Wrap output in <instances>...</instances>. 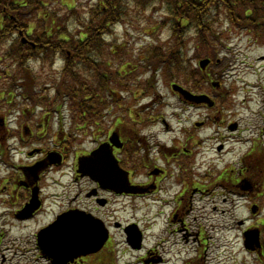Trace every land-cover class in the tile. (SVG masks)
<instances>
[{
    "label": "flooded vegetation",
    "instance_id": "obj_1",
    "mask_svg": "<svg viewBox=\"0 0 264 264\" xmlns=\"http://www.w3.org/2000/svg\"><path fill=\"white\" fill-rule=\"evenodd\" d=\"M111 65L107 61L104 71L92 74L95 80L104 78L109 91L113 76L126 75L112 72ZM208 70L209 67L202 73L213 80ZM138 96L134 93L135 99ZM25 97L31 103L17 111V120H22L17 143L23 150L18 163L7 156L8 120L0 113V169L6 173H0V264H128V252L140 254L136 264H206V257L198 256L193 261L184 249L192 237L200 241L201 231L195 224H200L201 213L209 203L212 212L220 208L217 197L222 208L225 206L223 212L231 216L242 208L249 212L250 217L236 223L244 226V231L261 230L262 253L258 248L251 254L253 264H264V127H250L249 131L239 120L227 121L218 110L224 93L212 96L215 106L211 110H206L205 104L189 103L210 116L190 126L168 125L163 119L139 112H135L138 120L127 117L126 123L127 98L119 97L122 111L112 116V110H106L103 120L94 119L87 127L86 155L92 164L102 162L97 169L90 165L88 174L79 171L80 139L75 130L81 127L64 122L60 95L41 100ZM217 120L227 135L215 138L205 134V130L213 128L208 125ZM154 121L162 124H149ZM171 130L178 132L170 135ZM246 131L252 135L249 137ZM213 139H218L215 149L219 155L234 152L238 158L232 172L222 168L209 180L208 172L201 171L209 164L217 166L206 156L207 142ZM229 139L235 144H228ZM101 175H105L103 184L98 179ZM124 176L137 186V192L125 189ZM142 207L150 208L152 216L137 219L136 211ZM67 212L99 219L109 231L104 245L94 252L69 257L71 249L64 245L65 235L85 224L80 221L58 227L57 237L41 236V230ZM129 212L131 218L126 217ZM253 219L257 220L251 223ZM33 223L38 225L36 231L22 235ZM192 224L195 232L191 231ZM129 229H135L141 237L137 246L128 242ZM149 229H153L156 239L153 247L148 245ZM117 231L123 236L122 249L118 248Z\"/></svg>",
    "mask_w": 264,
    "mask_h": 264
},
{
    "label": "rangeland",
    "instance_id": "obj_2",
    "mask_svg": "<svg viewBox=\"0 0 264 264\" xmlns=\"http://www.w3.org/2000/svg\"><path fill=\"white\" fill-rule=\"evenodd\" d=\"M44 1L48 4L49 10L57 14L58 19L67 15V18H65L67 21L63 27L75 33V29L78 28L79 25L78 22L87 21L90 9L94 6L93 0H77V6L73 0ZM130 3L134 5L133 7L137 8L135 10L132 9L129 17L124 16L123 21H127L126 25L120 23L115 25L111 30H105L106 40L102 42V45H107L103 47L104 49L108 47L109 44L115 45L117 46L115 50L120 52L126 51L127 57L129 58L131 56H137L135 53H137L138 47H141V50L150 49L152 45L157 47H173L176 43L178 44L180 42L179 34H173L174 23L171 19V22L166 20L167 17L170 18L168 12L164 13L163 11H157L161 8V3H164L163 0H158V2L153 5L149 4L145 12H142L141 7L137 6L135 1H131ZM63 5L75 6L74 12L69 11L68 8ZM184 22L185 21H183V23ZM180 23L178 24L180 25L179 30H185L184 25ZM214 27H217L218 32L222 30L225 31L223 34L225 41L224 45H219L216 50L210 52L206 49H202L201 51L198 47L200 40L194 28H190L186 35L188 38L183 41L188 45L186 49H183V57L187 65L192 67L193 63L196 61L193 59L195 56L198 55L204 58L211 55L214 60L211 69L216 73L223 72L221 81L224 85V93L227 95V104L221 109L226 110V119L230 122L239 120L241 126L249 131L251 128H262L264 127V58H262L264 57V43L258 45L251 44L250 36L245 35L244 32L234 31L233 33H228L226 29H229V24L223 17L218 20L217 24L215 23ZM144 29L149 31V34L143 32ZM36 31L37 30H35V32ZM14 47H16V44L13 46L12 40L4 42L0 45V55H7L11 51L13 52ZM134 48L135 51H133ZM139 56H141L143 60L139 62L140 60L136 59L133 66H127V71H132L136 67L143 68V89L138 83L129 82L126 87L128 92L140 93L144 90L143 95L154 94L155 98L158 94L161 95L162 97L158 99L162 100V102L157 101L155 103L159 104L158 109L162 111V114L166 115L168 125L190 126L194 121L200 120V113L196 109L180 102L175 96L171 86V82L176 81L186 88H191V80H188L182 73L179 76V71L177 70L171 71L164 68H160V70L155 69V65L160 61L155 54L147 55L139 52ZM91 57L92 59L95 58L98 61L97 64L102 66L106 60V53L104 55H93ZM217 59H219V62L215 63ZM55 61L57 62V66H60L58 59L55 60L53 56L47 62ZM6 62L7 60H4V62L0 61V93L9 89V82L14 84V79L18 75V70L14 62L11 60L8 61V64H6ZM31 66L33 67L32 72L38 76V91L41 88H45L47 82L53 84L49 90L55 91V82L57 79L54 80L53 78L57 77V70L55 68L51 69L49 64L46 69L37 61H31ZM81 66L82 70L80 68L77 69V72L80 71L79 73L82 77L81 81L85 84L88 83V86L95 84L96 80L93 78L90 70L84 65ZM118 67L119 62L114 63L113 68L117 69ZM193 67H196V64H194ZM175 76L177 77L175 78ZM18 77L19 76L16 78ZM151 80L153 82H151ZM154 84L157 87V91L153 88ZM110 85L116 87L114 82H110ZM208 86L210 87V85ZM213 93L214 95L216 94L215 92ZM39 94L45 93L39 91ZM151 98L153 97L144 98L142 103L148 104L152 102ZM138 105L142 107L141 103ZM138 109L141 108L138 106ZM211 126L214 127L205 130V134L214 135L213 137L215 138L219 137V135H227L226 128L222 126L218 129V123L211 124ZM177 132L178 130H171L170 135H176ZM245 133L248 134L247 131ZM251 135L252 134H248L249 137ZM217 143L218 139L209 140L207 142V159L209 161L215 160L217 163V166L209 164L207 168L205 166V169L201 171V174L208 172L209 180L216 176L222 168H227L226 171L232 172V169L236 167L234 162L237 161L238 158L235 159L234 152H230L224 156L216 154L215 146ZM228 144L232 145L235 143L233 139H229ZM84 146H86V144ZM87 148H89V146H87ZM0 171L1 176L6 174L2 168ZM222 200H224V198ZM217 201L218 205H220L218 210L212 212L213 209H211V204L209 203L207 209L201 213L200 224H195L199 226L201 231L200 241H194V237L191 238L184 249L186 256H190L192 259L199 255L202 256L201 258L203 259L206 257V264H253L252 254L244 249V226H240L236 223L238 220L248 218L251 215L248 211L246 212L245 208H242L238 213L231 216L228 211L223 212L225 206L222 208L220 197H217ZM150 212V208L142 207L136 211L135 217L137 219L148 218V216L151 215ZM131 216L132 213L129 212L126 217L131 218ZM255 220L257 219H253V221L251 220L250 222L254 223ZM195 225L193 226L192 224V232L196 231ZM37 226L38 225L35 226V223L29 225L27 230H23L22 235L28 236L30 231H36ZM148 233L150 235L148 245L153 247L156 241L152 236L153 229H149ZM115 234L117 242L119 243L118 248L122 249L123 236L118 234V231L115 232ZM189 251L190 253L188 254ZM139 256L140 254L138 252H128L125 257L129 259L128 261L130 264H136V260ZM189 259L190 258H187L186 260ZM168 264L172 263L169 262Z\"/></svg>",
    "mask_w": 264,
    "mask_h": 264
},
{
    "label": "trees",
    "instance_id": "obj_3",
    "mask_svg": "<svg viewBox=\"0 0 264 264\" xmlns=\"http://www.w3.org/2000/svg\"><path fill=\"white\" fill-rule=\"evenodd\" d=\"M131 1H135L137 6L141 7L142 12L147 10L149 4L153 5L158 2V0H95L94 6L90 9L88 20L85 22L79 21L80 26L85 31L92 32L91 38L94 37V40L91 42L90 36H87L84 41H80V45L99 44L97 38L101 31H104L107 27L109 29L111 26L112 29L117 23L126 25L127 21H123L124 16L129 17L132 9L137 8L133 7ZM163 1L164 3H161V8L157 11L168 12L170 18L167 17L166 20L168 22L172 20L174 23L173 34H179L180 42L173 47L152 45V48L145 51L148 55H157L160 61L156 65L166 70H177L184 74L189 72V66L183 57V49H186L187 43L183 41L187 39L186 35L190 28H194L200 40L198 47L201 51L206 49L210 52L216 50L218 45H224L223 34L225 31L218 32L217 27H214L215 23L217 24L222 17L229 24L230 28L226 29L227 32H245L247 35L250 34L254 38L264 41V0ZM64 7L74 12L75 6L65 5ZM65 18H67V15L58 19L57 14L49 10L48 4L44 0H0V45L9 40L13 41V46L16 44L13 52L0 55V61L7 60V64L11 60L18 65L21 73L23 70L28 72L29 69H25L26 65L30 57H35L39 53V48L45 46L54 49L55 42L59 47H64L62 49L75 48L72 32L63 27L67 21ZM183 21L185 22L183 23ZM179 23L184 25L185 30H179ZM35 30L37 31L35 32ZM61 33H65L67 36L62 38ZM20 35H26L29 40H37L39 43L36 49L29 42L23 43L19 38ZM75 52L77 53L73 54V57L67 60L64 59L69 66L65 68L63 75L61 74L58 79L60 80L58 94L60 97H67L75 110L85 114L92 106L100 104L104 100L102 95L103 86H88V83H83L82 79L72 73L73 63L86 62L85 60L89 62L97 61L95 58L86 57V53L81 49H77ZM57 58L54 57L55 60ZM23 79L27 80L26 84H34L35 82L30 73H26ZM98 82L101 84L102 80ZM34 88L33 86L30 87L32 90L30 91L24 87L22 94L32 93L36 95V86Z\"/></svg>",
    "mask_w": 264,
    "mask_h": 264
},
{
    "label": "water",
    "instance_id": "obj_4",
    "mask_svg": "<svg viewBox=\"0 0 264 264\" xmlns=\"http://www.w3.org/2000/svg\"><path fill=\"white\" fill-rule=\"evenodd\" d=\"M208 62V60H204L202 61V65H205ZM174 89L181 92L182 94H184L186 97L189 95H192L190 92L184 90L180 85L175 84L173 85ZM62 220H60L59 222H61ZM58 225V224H57ZM57 225H54V228H57ZM258 232H256V234L251 233L249 236H247V240H246V246L249 248H252L254 245H257L259 243L258 241V236H257ZM82 240H80L78 242V245L75 246V249H83L84 251L87 250L89 251L93 245L86 240L83 236H81ZM107 239V235L105 233V235L103 236V238L101 240H98V246H102L104 244V241ZM131 244L133 246H137L138 243L140 242L139 237H137L136 232L132 233L131 239H129Z\"/></svg>",
    "mask_w": 264,
    "mask_h": 264
}]
</instances>
